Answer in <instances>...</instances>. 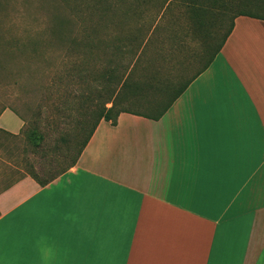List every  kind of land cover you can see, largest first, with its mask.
Here are the masks:
<instances>
[{"label":"crops","instance_id":"1","mask_svg":"<svg viewBox=\"0 0 264 264\" xmlns=\"http://www.w3.org/2000/svg\"><path fill=\"white\" fill-rule=\"evenodd\" d=\"M136 7L129 46L142 33L139 60L154 43L142 74L171 76L169 98L102 120L49 185L1 193L0 264H264V19L235 16L225 36L215 0ZM23 126L0 116V129Z\"/></svg>","mask_w":264,"mask_h":264},{"label":"rangeland","instance_id":"2","mask_svg":"<svg viewBox=\"0 0 264 264\" xmlns=\"http://www.w3.org/2000/svg\"><path fill=\"white\" fill-rule=\"evenodd\" d=\"M223 1L230 8L224 14L230 16L223 24L226 36L237 1ZM144 10L139 14L136 0H0V116L11 110L24 122L17 134L0 129V194L34 174L51 177L71 163L63 154L70 147L74 156L76 136H85L83 129L94 124L92 112L106 100L108 72L130 75L147 89L137 98L120 97L119 109L151 113L143 101L169 98L171 76L142 74L143 67L158 63L146 53L154 43L139 60L142 33L129 46ZM163 15L161 7L156 19Z\"/></svg>","mask_w":264,"mask_h":264},{"label":"trees","instance_id":"3","mask_svg":"<svg viewBox=\"0 0 264 264\" xmlns=\"http://www.w3.org/2000/svg\"><path fill=\"white\" fill-rule=\"evenodd\" d=\"M237 1V5H233L231 12L233 14V17L235 16H250L254 18L264 19V16H260L259 11H264V0H235ZM217 3L222 4V8H224V14H226L228 5L227 2H224L223 0H215ZM230 9V8H228ZM113 71V70H112ZM108 72L106 77V90L103 91L105 93L106 100H104L102 106L98 107L97 109L93 110V118H96L94 124L91 127H86L83 130L86 131L85 136H76V146L78 148L76 154L71 155L72 149L69 147V149L63 154V158L67 159L72 157L71 163L66 166L62 167L56 170V172L51 176L47 178H43L39 176L38 174H34L31 176L40 186L45 187L52 183L54 180H56L58 177L72 169L76 166L82 152L86 148L87 144L89 143L90 139L92 138L97 126L102 120H105L107 122H111L112 125H117L118 118L120 114L124 111H126L125 108H118L117 102L118 99L125 97H128V92L131 91L134 93V97L137 95V89H144L142 86L137 85L130 79V75L127 76L123 75L122 77H118L115 71ZM153 86L152 83H148V91L152 90ZM102 91L99 92V96L103 97ZM147 91V89H146ZM139 92H141L139 90ZM123 94L124 97L121 95ZM111 104V107L108 108L107 105ZM87 124V123H86ZM32 137L37 141L42 140V137L36 138V133H32ZM70 143V140L68 141V144Z\"/></svg>","mask_w":264,"mask_h":264},{"label":"clouds","instance_id":"4","mask_svg":"<svg viewBox=\"0 0 264 264\" xmlns=\"http://www.w3.org/2000/svg\"><path fill=\"white\" fill-rule=\"evenodd\" d=\"M40 257L43 261L47 262L53 257V250L51 248L41 246L40 248Z\"/></svg>","mask_w":264,"mask_h":264}]
</instances>
